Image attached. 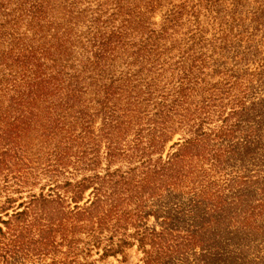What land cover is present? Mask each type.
<instances>
[{
    "label": "rangeland",
    "instance_id": "obj_1",
    "mask_svg": "<svg viewBox=\"0 0 264 264\" xmlns=\"http://www.w3.org/2000/svg\"><path fill=\"white\" fill-rule=\"evenodd\" d=\"M0 264H264V0H0Z\"/></svg>",
    "mask_w": 264,
    "mask_h": 264
}]
</instances>
